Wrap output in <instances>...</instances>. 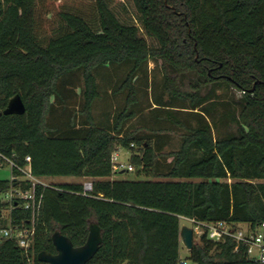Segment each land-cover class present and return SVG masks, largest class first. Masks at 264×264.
<instances>
[{
    "label": "trees",
    "instance_id": "16d2710c",
    "mask_svg": "<svg viewBox=\"0 0 264 264\" xmlns=\"http://www.w3.org/2000/svg\"><path fill=\"white\" fill-rule=\"evenodd\" d=\"M151 61L161 64L171 100L157 99L152 135L143 136L129 126L142 114L144 88L136 83L145 78L149 86ZM118 73L126 78L117 88ZM187 80L190 91L183 90ZM218 87L243 94L238 135L217 138L209 120L187 127L177 119L175 109L213 117ZM126 90L122 107L117 97ZM17 95L26 113L4 115ZM100 102L107 112L99 120ZM165 120L188 132L162 172ZM120 148L132 152L145 180L112 179ZM0 154L21 167L30 157L38 179L93 180L92 191L83 183L37 186L42 206L28 250L1 231L10 207L14 226H31L22 202L2 199L14 185H29L0 180V264H47L38 256L57 253L56 232L82 247L93 224L103 242L88 264H180L183 218L256 230L264 224V0H0ZM236 247L232 238L203 235L187 259L262 264Z\"/></svg>",
    "mask_w": 264,
    "mask_h": 264
},
{
    "label": "rangeland",
    "instance_id": "374dc122",
    "mask_svg": "<svg viewBox=\"0 0 264 264\" xmlns=\"http://www.w3.org/2000/svg\"><path fill=\"white\" fill-rule=\"evenodd\" d=\"M104 72L103 70L100 71V77H99V84L101 86H104ZM116 74V73H115ZM119 74V73H118ZM195 75L191 74L190 79L194 78ZM71 78L74 80V82L80 86L83 87V79L81 75L75 73L71 76ZM126 78V74H119V76L116 75L115 79L117 82V88L120 86L121 82L124 81ZM145 81H147L145 78H139L137 81L138 88H144L143 91L140 92V100L142 102V114L135 120H133L130 123L129 128L131 130H134L135 132L139 133L140 135H152V132L150 131V128H152L153 120L155 117L154 109L157 107V99L163 100L165 103L170 102L171 98L168 93L164 90V77L163 72L161 68V64L155 61H151L149 63V86L145 87ZM189 80L186 81V83L183 85V90L190 91L189 87ZM211 87H208L205 92H208ZM217 99L216 102L220 103L219 106H216L214 116L205 119L199 114H196L188 111V110H173L175 113V116L177 119L183 123L186 124L187 127H197L200 125L202 121L209 120V123L213 126V132L217 138L226 137L228 135H238L240 130V125L237 121V118L239 116V113L241 111V106L239 105V101L242 99L243 94L234 89V88H227V87H218L216 90ZM128 91L126 90L122 95H119L117 97L118 105H122V107L125 105V100L127 97ZM189 105V101L186 102ZM222 104H226V106H222ZM101 107V105H100ZM171 111V110H167ZM198 111V110H197ZM166 118V115H163V119ZM213 120L216 122V126L214 125ZM164 128L166 131H162L160 133L162 140L161 144L163 145L161 150H158V145L155 143V147L158 150L159 158L158 163L160 165V170L162 172H167L172 164V157L171 153L178 151L181 147V144L183 142V137L185 134H187V129L174 124L173 122L169 120H165ZM155 139V138H154ZM156 142H159V139H155ZM119 153V162L124 164L126 167L129 165H132L131 163V157L132 152L127 149L120 148L118 150ZM134 167V171H127V169L124 171V173H116L114 177L117 180H145V178L141 177L139 178L137 176L138 168ZM12 169L8 166L4 167L3 169H0V180H8L12 179ZM44 183L52 185L56 183H91L93 180L89 178H74V177H58V178H48V179H41ZM159 180V179H156ZM162 180V179H160ZM4 201L9 199L8 195H5L2 197ZM4 219L8 221L10 217V210H5L2 213ZM181 225L182 227L188 226L190 228H193V223L188 219H181ZM241 229L247 230L248 227L246 225H242ZM200 240V234L195 233V243H198ZM181 256L182 259H187L189 257V251L187 248L182 246L181 250ZM190 264H195L191 263Z\"/></svg>",
    "mask_w": 264,
    "mask_h": 264
},
{
    "label": "built area",
    "instance_id": "2783aa9c",
    "mask_svg": "<svg viewBox=\"0 0 264 264\" xmlns=\"http://www.w3.org/2000/svg\"><path fill=\"white\" fill-rule=\"evenodd\" d=\"M26 161L29 165L21 167L15 161L0 154V169L8 166L12 169V174L13 170L17 169L22 175L17 176L13 174L11 180L18 183L26 182L29 185V188L26 190L22 187H18L17 184L14 185L7 194L9 199L6 201L12 204L18 201L22 202V207L31 211L33 216L31 226L23 228L14 226L9 217L8 227L1 231V235L3 238L17 241L21 248L28 250L32 246L35 235V219L42 206V196L37 195V186L42 185L48 187L50 185L44 183L41 179L34 177L30 166L31 158L27 157ZM112 163L115 173L125 171L126 169L127 171H134L133 165L126 167L119 162L118 151L113 154ZM84 186L86 191H92L93 189L92 182L85 183ZM12 209L13 207H10V213ZM190 221L193 223L194 232L200 234V237L207 235L208 239L215 242H225L227 238H232L237 243L236 250H238L241 245H244L247 247V255L251 259L264 264V224L256 230H252L249 227L247 230H243L240 225L229 224L227 222L206 223L198 222L196 220ZM180 264H190V262L188 259H182Z\"/></svg>",
    "mask_w": 264,
    "mask_h": 264
},
{
    "label": "water",
    "instance_id": "95a60500",
    "mask_svg": "<svg viewBox=\"0 0 264 264\" xmlns=\"http://www.w3.org/2000/svg\"><path fill=\"white\" fill-rule=\"evenodd\" d=\"M198 57V55H197ZM260 82H256V86ZM26 113V106L20 95L15 96L9 102L7 109L3 112L4 115H23ZM124 173V171H122ZM181 238L184 246L190 252L195 243V232L193 228L188 226L182 227ZM53 244L57 253L42 252L38 258L41 262L47 264H88L98 253L102 245V231L97 224L90 226V234L86 244L82 247H75L72 240L59 232H56L53 237Z\"/></svg>",
    "mask_w": 264,
    "mask_h": 264
},
{
    "label": "crops",
    "instance_id": "0c3cea01",
    "mask_svg": "<svg viewBox=\"0 0 264 264\" xmlns=\"http://www.w3.org/2000/svg\"><path fill=\"white\" fill-rule=\"evenodd\" d=\"M100 105H101V107H100ZM100 105L98 106L99 108L97 109L96 108V110H95V115L97 116V118L100 120L103 116H104V114H106V112H107V109H106V107L104 106V103H101L100 102ZM122 173V172H121ZM112 179H114V180H117L115 177H113ZM248 227V226H247Z\"/></svg>",
    "mask_w": 264,
    "mask_h": 264
}]
</instances>
